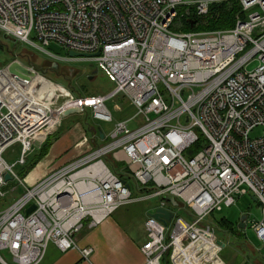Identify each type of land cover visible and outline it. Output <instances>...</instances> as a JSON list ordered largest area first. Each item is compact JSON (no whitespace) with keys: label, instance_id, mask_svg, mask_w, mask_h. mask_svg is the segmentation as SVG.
I'll use <instances>...</instances> for the list:
<instances>
[{"label":"built area","instance_id":"2783aa9c","mask_svg":"<svg viewBox=\"0 0 264 264\" xmlns=\"http://www.w3.org/2000/svg\"><path fill=\"white\" fill-rule=\"evenodd\" d=\"M233 1L244 16L231 29L172 28ZM0 31L53 61L96 62L114 83L106 94L63 91L60 103L45 96L37 77L0 74V264H40L51 243L78 248L88 260L92 248L78 244L85 226L149 195L168 209L164 197L173 196L187 217L173 211L164 224L147 216L144 264H164L167 254L171 264H227L214 214L248 194L262 210L251 227L264 246V0H0ZM52 42L89 56L61 57L45 49ZM119 95L135 108L132 117L116 119L113 110L122 109L108 103ZM72 107L112 123L100 139L108 142H99L98 127L92 151L29 184L15 168L28 164ZM256 128L263 132L252 137ZM15 144L19 157L10 163L4 156ZM118 163H125L121 173Z\"/></svg>","mask_w":264,"mask_h":264},{"label":"rangeland","instance_id":"374dc122","mask_svg":"<svg viewBox=\"0 0 264 264\" xmlns=\"http://www.w3.org/2000/svg\"><path fill=\"white\" fill-rule=\"evenodd\" d=\"M229 4L232 5V3ZM184 12L185 10L181 9L180 14ZM242 13L244 12L241 9L236 14V23L238 17ZM177 21L179 22L180 20ZM176 22L172 26L174 30L179 32L187 31L184 29L185 26H180L179 24H176ZM203 24L202 23L198 24V27L203 26ZM203 30H209V29L199 28L194 31H203ZM45 49L55 54H58L61 57L69 56V51L56 42H52ZM14 60L20 61L24 65L29 66L31 70L34 71V72L31 71V74L27 75L28 79H32V77H37L36 80L44 79L43 81L40 82H43L42 88L45 91H47V93H45V96L51 99L54 98V100L60 103H62L63 101V95H62L63 91L72 94L73 96H88V95L106 94L112 91L114 88L113 81L110 79L109 76L106 75V73L98 69L96 62L85 61V60H74V61L61 60V62L53 61V59L48 56V54L44 49H39L34 46L28 45L26 43L16 41L13 38L5 36L0 31V68L1 67L7 68L8 67L7 65H9V63H11ZM54 63H59L61 64V66L73 67L76 70V72L73 75H71L70 72L67 69H64L63 67H60L58 70L53 71L52 65ZM258 64L259 62L257 60L253 61L250 64L249 69L255 68ZM5 70L9 73L10 77L14 75L9 71L8 68ZM67 93H64L65 97L67 96ZM114 104H118L122 109L119 112H117L115 109L113 110L116 119L119 120L127 119L132 117L135 113V108L132 107L130 105L129 100L126 97H122V95L115 97L112 101L108 103L111 109L114 107ZM75 126L79 130L78 133L80 132V134H82L76 145L79 147L80 151L82 152L78 156L81 157L95 148L94 147L95 145L91 140L93 135V128L101 127L103 133L107 135L112 130L113 124L106 123L103 121H97L93 119L90 112L74 113L64 117L61 125L54 131V133L51 136L52 138H54L58 135L56 138H54V141H57V139L61 135L67 133L71 128H74ZM130 127L132 128L134 127L133 123H130ZM262 132H263L262 128H256L254 131L251 132V135L252 137H256L261 135ZM46 141L47 138L45 139V141L39 143L40 146L31 154L30 160L40 150L41 146H43L46 143ZM107 142H100V143H107ZM19 150H20V146L18 144L10 146L4 156L5 159L10 163L15 162L16 160H18L19 157V153H20ZM104 159L107 161L108 165L110 166V161L108 160V158H104ZM124 165L125 163H118L119 167H124ZM24 170L25 168L19 165L15 168V172L20 176V178H23ZM31 174H33V172ZM26 178L28 177L26 176ZM129 181L132 183L133 189L137 190L134 180L130 178ZM17 184L18 183L16 181H13L10 183V185L7 188H5V190L12 189V187ZM16 195L20 196L21 193L18 192L16 193ZM135 195H139V197H141L143 193L137 191ZM149 196L150 198L147 199L145 203L141 202V204H145V205L149 204L154 206L159 203L160 199L158 196H154V195H149ZM11 201H13V198L11 199ZM170 207L176 213L179 212L181 215L187 217L186 208L181 206L180 207L170 206ZM148 213L151 212L142 210L140 204H136L123 208L121 207V209L115 214V217L116 219L118 217L120 224L123 228H125L128 232L133 233V230L135 231L136 229L139 228L141 223L143 224L145 222ZM243 214L248 215L246 228L244 230H241V232L229 234L230 239L228 238V235L226 231H224V229H221V227L217 228L218 237L228 242L225 248L223 249L221 257L224 259V261L227 264H244L248 259H252L253 256L256 258V260L259 257L260 260L264 263V246L258 240L255 232L251 227V220L254 219L260 220L262 218V210L259 203L253 199L252 194L239 196L237 203L235 205L230 207L225 206L222 209V211L216 212L214 215L216 220L226 218L232 223H237ZM88 230L89 229L87 228V226H85V228L81 231L80 235L85 234ZM244 243H248L252 250H250L246 245L243 250L242 247ZM250 254H252V256Z\"/></svg>","mask_w":264,"mask_h":264},{"label":"crops","instance_id":"0c3cea01","mask_svg":"<svg viewBox=\"0 0 264 264\" xmlns=\"http://www.w3.org/2000/svg\"><path fill=\"white\" fill-rule=\"evenodd\" d=\"M0 74L7 76L9 80V73L6 70ZM78 131L75 126L53 142L47 155L28 173L27 180L29 184L36 183L50 172L78 158L82 153L79 147L76 146L82 135ZM116 169L121 173V167ZM32 172L33 174H31ZM146 201L136 200L123 207L140 204L142 210L149 212H153L159 207L158 204L154 206L141 204V202L145 203ZM120 209L97 226L89 228L85 234L80 235L79 233V246L91 247L93 250L88 260L82 257L78 248L62 251L57 245L51 243L48 246L45 258L40 264H144L145 256L141 250V246L146 239L144 223H141L135 231L133 230V233L128 232L121 226L118 217L117 219L115 217ZM252 262V264H262L260 260Z\"/></svg>","mask_w":264,"mask_h":264},{"label":"trees","instance_id":"16d2710c","mask_svg":"<svg viewBox=\"0 0 264 264\" xmlns=\"http://www.w3.org/2000/svg\"><path fill=\"white\" fill-rule=\"evenodd\" d=\"M232 5L229 3H222L218 4L212 7L210 13L206 16L205 19L198 18L197 23L195 25H191L190 21L187 20V18L184 19L185 27L184 29L188 32L197 30L199 28L203 29H209V30H224V29H231L235 26L236 23V14L242 9L241 5L237 1L231 2ZM240 16H244V13H242ZM200 20V21H199ZM204 23L203 26L198 27V24ZM97 128H93V134L94 131ZM58 136V135H57ZM56 136V137H57ZM54 137V138H56ZM54 138H52L51 135L47 137L46 143L41 146L40 150L35 154L33 158L28 162V164L24 167V175L23 177H26L28 173L39 163V161L47 155L49 152V149L51 145L54 142ZM102 138L101 134L98 135V140L100 142V139ZM96 139H93V143L95 144ZM144 192H149L148 190H145ZM217 224L221 227V229H224V231H227L229 233H236L238 232V223H232L226 218L217 219ZM245 244L243 245L244 250ZM252 256V254H250ZM258 257V256H257ZM256 258L253 256L252 259H248L244 264H252ZM257 260H260L258 257ZM261 261V260H260ZM262 262V261H261ZM164 264H171L170 263V255L167 254L164 257Z\"/></svg>","mask_w":264,"mask_h":264},{"label":"water","instance_id":"95a60500","mask_svg":"<svg viewBox=\"0 0 264 264\" xmlns=\"http://www.w3.org/2000/svg\"><path fill=\"white\" fill-rule=\"evenodd\" d=\"M190 23L193 26L196 23V20H191ZM99 53H100V51H97L95 53V55H99ZM69 55L71 57L89 56V54H80V53L75 52V51H70L69 52ZM7 66H8L7 68L9 69V71L11 73H13L14 75H17L20 78H26V79H28V76L27 75L28 74H31V70L29 69V67L26 66V65H24L23 63H21L18 60L12 61ZM74 113H81V109L74 108V107L69 108L66 111H64L63 114H61V117L64 118V117H66L68 115H71V114H74ZM99 131H100V134H101V136L103 138L104 137V133H103L102 129L100 128ZM5 178L6 179H11V175L9 173H7L5 175ZM164 199L167 202H169L171 206H174V207L179 206L178 201L173 196H165ZM253 199L255 201H257V197L254 196ZM34 209H35V205L32 204L27 209L26 214H29ZM173 215H174L173 210L168 209V208H164V207H158L153 212L149 213V216H152V217L156 218L157 220L163 222L164 224H168L169 222H171V220L173 218ZM246 218H247V214H243L241 216L240 223L238 225V227L240 229H245L246 228V222H245ZM217 243L219 245H221L223 248L226 245L225 242H223L220 239L217 241Z\"/></svg>","mask_w":264,"mask_h":264},{"label":"flooded vegetation","instance_id":"af4514ba","mask_svg":"<svg viewBox=\"0 0 264 264\" xmlns=\"http://www.w3.org/2000/svg\"><path fill=\"white\" fill-rule=\"evenodd\" d=\"M53 63V62H52ZM57 65V66H56ZM60 67H63L64 69H67L69 72H70V74L71 75H73L75 72H76V70L73 68V67H70V66H61V64H59V63H54L53 65H52V70L53 71H56V70H58ZM70 75V76H71ZM241 219V218H240ZM247 219H248V217L246 218V220H245V222H247ZM238 223V225H239V223H240V220L237 222Z\"/></svg>","mask_w":264,"mask_h":264},{"label":"bare ground","instance_id":"6f19581e","mask_svg":"<svg viewBox=\"0 0 264 264\" xmlns=\"http://www.w3.org/2000/svg\"><path fill=\"white\" fill-rule=\"evenodd\" d=\"M200 20H201V19H200ZM200 20H199V21H200ZM234 27H235V26H234ZM56 66H57V65H56ZM38 77H40V76H38ZM35 81H43V80H38V79H37V80H35ZM123 115H124V114H123ZM117 118H118V117H117ZM87 173H89V169H86V170H85V174H87ZM129 179H130V178H129ZM157 198H158V197H157ZM238 237H239V236H238ZM246 250H247V249H246ZM247 251H248V250H247ZM247 251H246V252H247ZM248 252H249V251H248Z\"/></svg>","mask_w":264,"mask_h":264}]
</instances>
